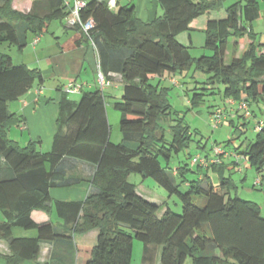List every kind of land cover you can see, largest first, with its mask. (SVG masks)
Instances as JSON below:
<instances>
[{"label": "trees", "instance_id": "16d2710c", "mask_svg": "<svg viewBox=\"0 0 264 264\" xmlns=\"http://www.w3.org/2000/svg\"><path fill=\"white\" fill-rule=\"evenodd\" d=\"M84 1L80 14L84 21H94L89 36L98 49L102 73L107 78L103 66L108 63L125 83L121 99L113 103L121 114L123 140L112 142L106 97L101 89H95L84 92L78 101L67 94L61 98L50 151H37L34 142L21 147L8 134L19 123L9 105L36 83L41 84L43 77L39 69L16 64L10 54L0 52V210L6 217L0 224V239L8 241L11 252L0 253V258L7 264L35 261L42 241L61 236L52 224L32 219L34 210L50 213L54 203L73 235L99 231L86 264H132L134 240L144 246L142 264H156L159 248L161 264H264L260 206L237 194L228 195L232 180L224 176V166L212 165L220 172L219 185L207 174L202 179H188V164L177 168L176 174L172 172L168 160L174 150L188 147L190 126L182 119L172 123L177 119L171 116V105L152 83L153 76L182 72L196 64V70L208 76L204 83L222 86L225 98H244L250 103L264 100L260 45L252 42L243 56L236 57L233 52L239 41L231 44L233 37L253 36L248 25L259 18L264 0H237L227 6L225 17L210 18L204 29V48L212 54L198 58L178 35L192 30L200 16L221 10L223 0H158L162 14L147 22L136 17L133 3L112 9L108 0ZM13 2L0 0V45L16 46L18 51L27 46L29 33L43 34L51 22L64 21L71 12L65 0H49L51 10L46 14L37 11L40 0H34L28 13L15 9ZM200 94L204 95L195 93L194 102ZM167 124L170 140L165 138ZM64 157L95 166L91 190L82 202L52 201L49 188L57 185L55 170ZM244 158L259 170L264 167V126ZM131 174L151 177L169 196L177 195L181 212L167 207L160 215L161 206L137 191V185L129 180ZM185 183L188 189L182 191L180 185ZM200 196L206 197L203 208L195 202ZM15 226L38 234L15 237Z\"/></svg>", "mask_w": 264, "mask_h": 264}, {"label": "crops", "instance_id": "0c3cea01", "mask_svg": "<svg viewBox=\"0 0 264 264\" xmlns=\"http://www.w3.org/2000/svg\"><path fill=\"white\" fill-rule=\"evenodd\" d=\"M40 1L42 2L37 7V11L41 14L48 13L51 10V5L48 3L49 0ZM131 3L135 4L136 17L141 21H152L162 14L158 0H117L118 5ZM13 6L21 12L28 13L34 8V0H14ZM226 8L223 7L218 12L221 13L225 9L224 12L226 14ZM210 13H207L208 16L206 18L204 17L206 14L200 16L192 25V30H195L198 25L206 27L207 21L213 18V14L211 15ZM64 21L51 22L43 34L35 35L29 33L27 46L23 51L17 50L20 54V59L16 62L14 61L16 64H25L30 68L39 69L42 73L43 82L41 84L36 83L25 96L10 103V110L16 114L19 123L12 126L8 134L21 147H26L32 142L36 143V150L40 152H47L52 148L57 131L61 98L67 94L69 99L78 101L84 92L101 89L99 82L101 66H99L100 56L98 49L90 40L83 37L80 30L68 26ZM57 22H60L61 25ZM37 36H39V41L34 43ZM189 38L191 42L187 44L178 35V39L181 42L191 45L192 48V33L190 31ZM235 41L240 42L236 37L231 38L232 44ZM251 43L252 41L246 33L243 42L239 43L240 46L236 57H241ZM261 52L264 53L262 50ZM103 69L107 74V80L110 82L103 92L106 97L108 120L111 129H113L114 123L118 124L120 122L121 114L111 112L108 109L107 97L109 99L118 97L116 93L123 90L125 83L118 71L110 70L108 63L105 67L103 66ZM166 74L162 77L153 76L152 83L155 84L158 79L162 80ZM71 82L80 85L81 92H65V87ZM107 88H109L108 94H106ZM236 112L238 113V111ZM252 113L255 115V111ZM121 136L123 140L122 133ZM2 171L0 170V173ZM94 172L95 166L92 164L72 157H64L55 170L54 180L57 185L49 188L52 201H84L91 190ZM172 172L176 174V170L172 169ZM184 185L188 187V183ZM137 191L143 197L152 201L143 195L138 188ZM32 219L39 224H52L61 236L53 241H42L38 259L35 261L26 260L21 264H86L97 242L99 233L97 229L85 234L73 235L70 232V224H66L58 216L54 203L51 204L50 213L43 210H34ZM4 222H6V217L0 210V224ZM12 232L15 237L20 238L35 237L38 234L36 230H27L20 226H15ZM142 251H144V246ZM0 253L3 255H10L11 253L9 243L4 239H0ZM0 264H7L6 259L0 258ZM158 264H161V257Z\"/></svg>", "mask_w": 264, "mask_h": 264}, {"label": "rangeland", "instance_id": "374dc122", "mask_svg": "<svg viewBox=\"0 0 264 264\" xmlns=\"http://www.w3.org/2000/svg\"><path fill=\"white\" fill-rule=\"evenodd\" d=\"M235 1L237 0H223V7L225 8ZM260 4L261 14L259 18L248 26L249 29H252L253 35L249 38L252 42L260 45L259 51L261 52V50L264 51V2ZM224 11L220 13L216 10L210 14H213L212 17L214 19L223 18L226 15ZM207 16L208 14L204 17L206 18ZM57 23L60 24V22ZM64 23L67 24L66 21ZM204 28L205 26L198 25L195 30H188L179 34L181 40L190 44L189 31L192 33L193 46L190 51L191 55L196 58L204 54H212L210 50L204 48ZM243 40L244 37L240 42H243ZM240 42H238V46L233 52L235 56L238 54ZM231 44L229 51L232 47ZM249 47L250 44L247 46V50ZM0 52L10 54L15 62L20 59L16 46L1 44ZM207 78V74L197 71L196 64H193L190 69L182 72L167 73L162 80L158 79L155 82L156 86L163 91L167 102L171 105L172 118L177 119V121L171 122L177 123L182 119L184 124L190 126L191 140L188 147L180 151L174 150L171 158L168 160V164L173 170H177L180 166L188 164L189 170L185 172L188 179H202L207 174L214 185H219L221 181L219 178L220 172L213 169L212 165H223L224 176L232 180L228 195L235 196L237 194L244 200L256 202L260 206L262 216H264V167L259 170L255 166H251L244 158V152L248 150L249 146L257 138V124L260 121H264V100L259 102L252 101L249 104L250 113L247 115L246 111L239 109L238 101L240 100L232 97L225 98L222 92L223 87L220 86L219 89L218 85L205 84L204 82ZM212 86L215 88H203ZM108 91L109 88H107L106 94H108ZM195 93H202L204 95L200 94L194 102ZM116 94L118 97H114L113 99L107 97L108 109L111 112L120 114L119 111L113 108L112 102L121 99L123 90L121 92L118 91ZM253 111H255V115L252 113ZM218 113H222L224 116V121L220 125H216L214 120L215 114ZM121 137L120 122L118 124L114 123L113 129H111L112 142H122ZM165 138L168 140L172 139L171 129L168 124L166 125ZM132 145L135 146V144ZM197 156L209 160V165L203 166L201 171L199 169L200 165L192 162ZM162 163L166 165V159H162ZM129 180L137 185V188L143 195L161 206L160 214L167 207H170L175 212H181L182 206L179 197L175 194L169 196L168 192L153 178L143 177L140 174H131ZM180 189L185 191L188 188L184 184H181ZM205 201V196L197 197L195 200L196 204L202 208L205 206ZM142 249V242L134 240L132 264L143 263ZM160 257L161 248L157 251L156 264H158Z\"/></svg>", "mask_w": 264, "mask_h": 264}, {"label": "built area", "instance_id": "2783aa9c", "mask_svg": "<svg viewBox=\"0 0 264 264\" xmlns=\"http://www.w3.org/2000/svg\"><path fill=\"white\" fill-rule=\"evenodd\" d=\"M65 4H67L69 7H71L70 15L66 18L67 25L70 27H76L79 26L80 30L84 32L86 36L90 38V41L95 46L94 42L92 41L91 37L89 36V31L94 27V21L93 19H89L87 21H84L81 17L80 11L81 9L86 5L84 0H65ZM108 5L110 8H115L117 5V0H108ZM39 41V36L36 37L34 40V43H37ZM100 66V65H99ZM100 68V67H99ZM99 82H100V88L102 91H104V88L110 84L109 80L104 76V74L101 71H99ZM65 92L67 93H79L81 92V86L71 82L65 87ZM239 102V109L246 111L247 115H249V104L250 102L246 99L240 100ZM225 115V114H224ZM214 120L216 122V125H220L224 121V116L222 113L215 114ZM264 126V121H260L257 124L256 130L259 131ZM208 161V162H207ZM193 163H196L200 166H207L209 165V160L201 158L199 156L195 157L192 161Z\"/></svg>", "mask_w": 264, "mask_h": 264}]
</instances>
